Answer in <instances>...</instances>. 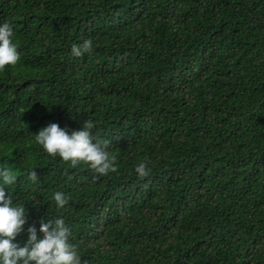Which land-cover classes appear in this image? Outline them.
<instances>
[{
	"label": "trees",
	"instance_id": "trees-1",
	"mask_svg": "<svg viewBox=\"0 0 264 264\" xmlns=\"http://www.w3.org/2000/svg\"><path fill=\"white\" fill-rule=\"evenodd\" d=\"M5 21L0 167L28 223L62 216L81 264H264V0H0ZM84 121L116 171L34 142Z\"/></svg>",
	"mask_w": 264,
	"mask_h": 264
},
{
	"label": "clouds",
	"instance_id": "clouds-1",
	"mask_svg": "<svg viewBox=\"0 0 264 264\" xmlns=\"http://www.w3.org/2000/svg\"><path fill=\"white\" fill-rule=\"evenodd\" d=\"M14 36L13 25L0 22V71L16 65L20 59ZM93 47V40L88 38L72 44L70 52L80 57L91 52ZM92 128L91 121H84L81 128L69 132L58 123L50 122L35 133L34 142L69 166L86 164L99 175L116 171V156L108 151L109 141L94 138ZM134 170L138 176L146 175L147 163H137ZM16 179L13 168L0 167V264H81L76 245L70 240L72 229L62 216L41 220L39 227L28 223L25 203L12 192ZM29 179H38L35 171L29 173ZM51 199L57 210L63 209L68 202L61 191L53 192ZM25 232L21 243L17 237Z\"/></svg>",
	"mask_w": 264,
	"mask_h": 264
}]
</instances>
